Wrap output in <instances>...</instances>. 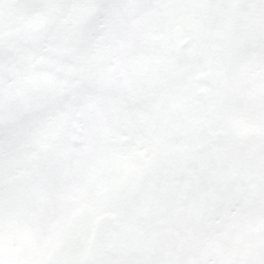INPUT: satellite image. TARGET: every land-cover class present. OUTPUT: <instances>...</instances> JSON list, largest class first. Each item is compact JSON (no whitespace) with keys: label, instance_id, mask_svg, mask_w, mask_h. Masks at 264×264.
<instances>
[{"label":"snow or ice","instance_id":"obj_1","mask_svg":"<svg viewBox=\"0 0 264 264\" xmlns=\"http://www.w3.org/2000/svg\"><path fill=\"white\" fill-rule=\"evenodd\" d=\"M0 264H264V0H0Z\"/></svg>","mask_w":264,"mask_h":264}]
</instances>
